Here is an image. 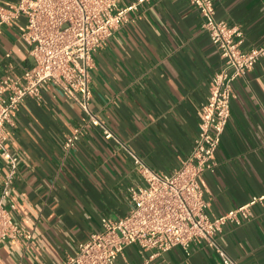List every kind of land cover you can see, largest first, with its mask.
Instances as JSON below:
<instances>
[{
    "label": "crops",
    "instance_id": "crops-1",
    "mask_svg": "<svg viewBox=\"0 0 264 264\" xmlns=\"http://www.w3.org/2000/svg\"><path fill=\"white\" fill-rule=\"evenodd\" d=\"M132 3L127 20L93 53L90 68V109L116 138L91 124L65 150V135L87 115L53 83L41 87L39 99L20 104L9 126L7 146L18 162L6 205L15 203L10 216L31 237L0 243V264H66L78 244L101 229L103 216L129 212L127 188L143 183L132 154L170 173L190 153L201 104L222 65L219 51L188 0H119ZM213 5L217 19L240 28L242 48L264 44V0ZM25 22L22 14L0 26V79L11 63L21 74L34 62L20 36ZM234 92L215 151L218 164L199 177L210 216L264 195V57L235 80ZM8 168L0 154V182ZM217 242L222 251L194 243L187 253L177 245L151 264H219L224 255L238 264H264V198L249 205L240 224L224 223ZM149 254L132 243L115 264H142Z\"/></svg>",
    "mask_w": 264,
    "mask_h": 264
},
{
    "label": "built area",
    "instance_id": "built-area-1",
    "mask_svg": "<svg viewBox=\"0 0 264 264\" xmlns=\"http://www.w3.org/2000/svg\"><path fill=\"white\" fill-rule=\"evenodd\" d=\"M188 1L198 9L201 28L222 59L201 104V120L193 147L170 173L155 170L132 154L143 183L127 188L129 212L116 219L103 216L101 229L79 243L66 264H115V257L132 243L138 244L142 252L150 251L142 264H151L155 256L177 245L187 253L194 243L222 251L217 242L221 226L226 222L240 224L249 216V205L264 198V195L255 197L221 215L207 213L209 203L199 177L213 171L218 164L215 151L230 117L234 82L264 57V44L242 48V31L215 17L213 0ZM135 7V3L121 6L119 0H17L0 4V26L25 15L20 36L28 44L34 61L21 74L11 70V63L0 79V154L9 166L0 182V243L9 238L31 237L10 216L15 203L6 205L18 162L17 155L7 146L9 126L14 125L20 104L27 97L39 99L41 87L53 83L87 115L83 124L74 126L65 135V150L75 147L91 124L99 125L105 137L116 138L90 109V68L93 53L127 20V11ZM5 55L10 57L11 53ZM219 264L238 263L224 255Z\"/></svg>",
    "mask_w": 264,
    "mask_h": 264
}]
</instances>
